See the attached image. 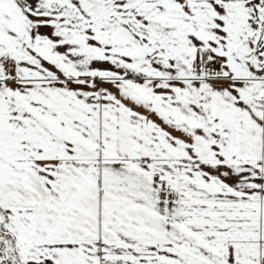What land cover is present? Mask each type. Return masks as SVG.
I'll list each match as a JSON object with an SVG mask.
<instances>
[{"label": "snow or ice", "instance_id": "snow-or-ice-1", "mask_svg": "<svg viewBox=\"0 0 264 264\" xmlns=\"http://www.w3.org/2000/svg\"><path fill=\"white\" fill-rule=\"evenodd\" d=\"M0 264H264V0H0Z\"/></svg>", "mask_w": 264, "mask_h": 264}]
</instances>
